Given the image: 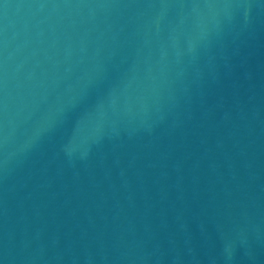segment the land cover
<instances>
[{"label": "water", "instance_id": "water-1", "mask_svg": "<svg viewBox=\"0 0 264 264\" xmlns=\"http://www.w3.org/2000/svg\"><path fill=\"white\" fill-rule=\"evenodd\" d=\"M0 264H264V0H0Z\"/></svg>", "mask_w": 264, "mask_h": 264}]
</instances>
